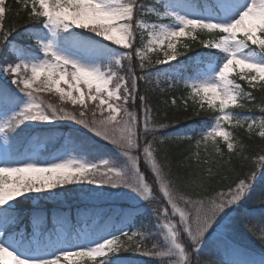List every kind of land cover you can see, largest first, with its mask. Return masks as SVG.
<instances>
[{"label": "snow or ice", "instance_id": "6c2138e0", "mask_svg": "<svg viewBox=\"0 0 264 264\" xmlns=\"http://www.w3.org/2000/svg\"><path fill=\"white\" fill-rule=\"evenodd\" d=\"M13 4L0 0V264H120L123 252L201 264L209 246L222 264H264L236 240L243 227L264 246V0ZM68 185L127 206L78 211L76 224L54 211L52 228L31 213L29 232L25 201Z\"/></svg>", "mask_w": 264, "mask_h": 264}, {"label": "trees", "instance_id": "16d2710c", "mask_svg": "<svg viewBox=\"0 0 264 264\" xmlns=\"http://www.w3.org/2000/svg\"><path fill=\"white\" fill-rule=\"evenodd\" d=\"M9 3L13 4V0H9ZM13 7H15L14 4H13ZM9 21H14L15 23H17L19 25H23L26 23L27 18L23 14H21L19 19H17L16 17H9ZM256 95H257V97H260L262 95V93L257 92ZM59 103L60 102L58 100V102L56 104H59ZM66 106H71V105L66 104ZM72 109H73V107H72ZM74 110L79 111L78 108L74 109ZM238 111H247V110L245 109V110H238ZM254 111L256 112V115L258 116L259 115L258 109H254ZM208 119H209V115L204 114V113H202L200 116L192 117V120H196L198 122L206 121ZM61 124L68 125L66 123H61ZM181 125H182V128L180 130H182L183 128H187V127H196L197 126L196 124H192L190 120H188V121L182 120ZM60 131H67V128L66 127L61 128ZM237 133L241 137L247 136L246 129H238ZM246 143H249V144H252L253 146H255V145H259L261 143V141L258 137H256L253 140H246ZM184 147H186V145L182 144L179 147H171L170 148L169 155L172 157L171 166H172L173 171L177 170V168H176L177 161L180 159L178 153ZM59 148H60V144L57 143L56 140H52L51 143H49L47 145V152H54ZM104 148H105V150H108L111 148V146L105 144ZM196 151H197L196 148L193 146V148H192L193 154ZM225 151H227V150L225 149ZM88 152L95 154L96 149L90 148V149H88ZM200 153H201V157H203V148L200 149ZM203 167L206 168L208 166H203ZM227 175L231 176V173H227ZM217 179H219V177H217ZM259 187L260 186L258 185L257 190L253 192V194H252V196L249 199L248 204H247L248 210L251 213L253 219L260 215L259 205L253 203V201L256 199ZM126 206L127 205H123L120 203H116V204H114V203H112V204L102 203V204H97L95 206H89V205L83 204L81 202H73V203L68 202L66 205H62L60 203L56 204V203H49L48 202V203H45L43 206H34V205L29 204L28 202H25V207L22 209L23 225H26L28 228V231L31 232V225L29 223V214L36 213V212L45 214L48 217L46 227L52 228L54 226L53 217H52V213L54 211H60V212L68 213L71 216V223L76 224L77 220L79 219L78 211L84 212L86 210L93 209V208L110 209V208H118V207H126ZM141 222H147V218L146 217L137 218L136 226L139 227V224ZM89 223H91V221H89ZM236 240L238 241V243L243 245L251 253V257H249V258L259 259L260 255L262 253H264V246H262L260 241L258 239H256V237L251 232H249L248 229H246V228L241 227L240 234L236 237ZM148 245L150 246V242H148ZM225 258H226V253L224 252V250L222 248H218L215 246L206 247L202 251L201 256H200L201 264H222V261ZM157 259L158 258H150V257L142 256V255H139V254H136L133 252H123V253L119 254L120 264H155Z\"/></svg>", "mask_w": 264, "mask_h": 264}, {"label": "rangeland", "instance_id": "374dc122", "mask_svg": "<svg viewBox=\"0 0 264 264\" xmlns=\"http://www.w3.org/2000/svg\"><path fill=\"white\" fill-rule=\"evenodd\" d=\"M192 69L189 68V72H191ZM44 98L46 100H48L49 102L56 104L58 102V98L55 95H49V94H45ZM70 105V104H69ZM63 107L67 108L70 111H73L74 109H72V105L71 106H66V104L62 105ZM79 110V109H78ZM60 123H66V124H71L72 122L70 121H62ZM3 141L2 139H0V145H2ZM55 152V151H54ZM93 186H86V188H91ZM66 189H68L67 191H61L58 192L57 195L55 197L52 198H45V199H40L39 198V194H33L34 199L33 200H29V201H25L28 202L31 205L34 206H43L45 203H60L62 205H66L68 202L73 203V202H81L83 204H87L89 206H95L97 204H106V203H120L123 205H127V201L124 199H116L114 197H108V196H101L98 199H93V198H88L85 197L84 195V191L86 189H81L79 186H75V185H68L65 186Z\"/></svg>", "mask_w": 264, "mask_h": 264}]
</instances>
